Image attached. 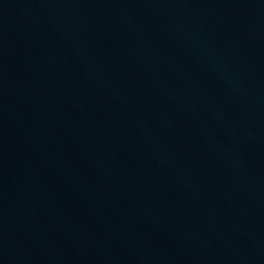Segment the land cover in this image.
<instances>
[{"label": "water", "instance_id": "95a60500", "mask_svg": "<svg viewBox=\"0 0 264 264\" xmlns=\"http://www.w3.org/2000/svg\"><path fill=\"white\" fill-rule=\"evenodd\" d=\"M0 264H264V0H0Z\"/></svg>", "mask_w": 264, "mask_h": 264}]
</instances>
